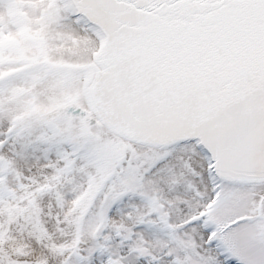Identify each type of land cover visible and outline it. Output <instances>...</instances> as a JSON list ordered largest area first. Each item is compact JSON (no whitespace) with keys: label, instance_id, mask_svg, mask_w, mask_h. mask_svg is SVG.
Here are the masks:
<instances>
[{"label":"rangeland","instance_id":"374dc122","mask_svg":"<svg viewBox=\"0 0 264 264\" xmlns=\"http://www.w3.org/2000/svg\"><path fill=\"white\" fill-rule=\"evenodd\" d=\"M73 17L62 0H0V181L30 186L22 200L39 235L42 204L33 197L42 190L58 211L56 241H78L63 264H264V185L211 184L194 143L158 148L80 117H47L93 72L38 64L92 61L99 40Z\"/></svg>","mask_w":264,"mask_h":264},{"label":"water","instance_id":"95a60500","mask_svg":"<svg viewBox=\"0 0 264 264\" xmlns=\"http://www.w3.org/2000/svg\"><path fill=\"white\" fill-rule=\"evenodd\" d=\"M63 2L99 40L101 69H70H95L84 96L106 128L193 141L217 178L264 180V0Z\"/></svg>","mask_w":264,"mask_h":264},{"label":"bare ground","instance_id":"6f19581e","mask_svg":"<svg viewBox=\"0 0 264 264\" xmlns=\"http://www.w3.org/2000/svg\"><path fill=\"white\" fill-rule=\"evenodd\" d=\"M72 19H74V17ZM79 27H81L80 23H74L75 29H78ZM81 32L85 36L90 35L85 29L81 30ZM94 52H99L98 46L90 53V55H92ZM82 59H84V57H82ZM91 59L92 61L87 65H65L62 63L50 61L43 62L48 63L47 66L53 69L71 70L70 67H83L90 66L89 64H94L93 58ZM94 65L98 70L101 69L99 65ZM79 70H83V68ZM92 71V74L87 76L89 80H91L93 74L95 73V69L93 67ZM87 78L86 80L80 79L81 84L79 87L78 95H69L62 104L54 107L55 110H48L49 112H47L46 114L47 117L53 118L56 115L60 114L66 115L67 117L65 119L62 118L61 120L60 118H58L60 119L58 121L60 122V124L70 123V119H76L80 117L85 122V124H92L96 122L99 125L103 126L108 132H110L111 135L113 134L115 136H118L117 134L106 128L100 122L98 117L93 113V111L89 108L84 96L85 89L89 85V82H87ZM94 125L96 126V124ZM104 132L108 133L106 131ZM1 135L2 131H0V136ZM189 142L193 144V141L184 143ZM185 160L190 161L192 160V158L191 156L186 155ZM33 180L34 179H32V181ZM232 182L264 185V180ZM2 184L3 181H0V264H63V261L72 253L76 245H78V241L76 242V240L73 239L70 234L66 235L62 240L60 239L59 241H56V238H54V236L56 235V229H51V226L53 222L57 220L58 211H49V193L40 190L39 192H36L35 196L33 197L34 201L38 203V205L42 204V216L40 215V213L38 214V216H40L42 219L40 221V227H42L43 229V235L40 236L39 232L36 230L37 224L35 212H33V210L31 211V213L26 212V204L22 200L23 194L27 193L26 188L30 186H26V184L22 183L20 188H18L17 190H12ZM33 184L35 185V183L32 182V185ZM105 191L106 189L100 191L95 195V197H93V201L89 208V216L93 217L98 213L99 206L105 195ZM259 196L260 197H257V201L258 199H264V193ZM43 210L45 211L43 212Z\"/></svg>","mask_w":264,"mask_h":264}]
</instances>
